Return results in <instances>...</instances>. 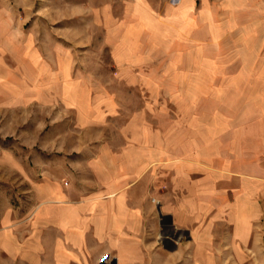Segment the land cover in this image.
Segmentation results:
<instances>
[{
	"label": "crops",
	"instance_id": "crops-1",
	"mask_svg": "<svg viewBox=\"0 0 264 264\" xmlns=\"http://www.w3.org/2000/svg\"><path fill=\"white\" fill-rule=\"evenodd\" d=\"M169 10L157 21L170 43L167 73L119 59L117 75L150 93L181 87L151 95L180 110L156 124L147 110L125 111L124 97L96 80L67 78L68 93L55 85L44 104L95 136L62 141L78 130L71 117L56 128L58 154L31 204L0 215L2 263L264 258V0H180ZM162 217L186 237L163 235Z\"/></svg>",
	"mask_w": 264,
	"mask_h": 264
},
{
	"label": "rangeland",
	"instance_id": "rangeland-1",
	"mask_svg": "<svg viewBox=\"0 0 264 264\" xmlns=\"http://www.w3.org/2000/svg\"><path fill=\"white\" fill-rule=\"evenodd\" d=\"M179 2L0 0V215L4 210L27 209L37 178L43 170H52L53 156L58 154L53 143L60 137L56 128L63 127L69 117L73 119L72 115L58 119V107L43 102L58 93L55 85L59 82L65 93L73 89L68 87L67 78L82 85L87 84L86 80L101 82L124 97L125 111L147 110L156 124L166 123L165 112L180 110L179 103L152 99L151 95L180 93L181 87L164 86L162 92L150 93L147 88L122 83L117 75L119 59L138 64L136 69L142 72H147L149 63L156 62L160 72L167 73L165 50L170 43L157 21H163L169 8ZM131 75L127 73L124 78ZM82 89L84 95L88 94ZM186 89L189 96L195 93V87ZM122 123L117 119L105 126ZM71 127L78 128L75 136L61 135L62 141H87L95 136L88 128L75 126L73 120ZM168 222L170 217H162L163 235L186 237L177 235ZM196 262L195 258H173L171 264ZM199 262L234 264L227 258H204ZM159 264H166L165 260ZM235 264H264V258H236Z\"/></svg>",
	"mask_w": 264,
	"mask_h": 264
}]
</instances>
